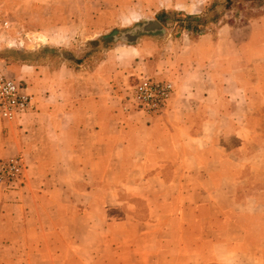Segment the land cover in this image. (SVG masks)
<instances>
[{"label": "crops", "instance_id": "0c3cea01", "mask_svg": "<svg viewBox=\"0 0 264 264\" xmlns=\"http://www.w3.org/2000/svg\"><path fill=\"white\" fill-rule=\"evenodd\" d=\"M210 1L31 2L37 46L82 59L0 58L34 97L0 118V160L23 163L0 191V264H264V13L196 37L112 33ZM146 75L175 84L161 114L128 105Z\"/></svg>", "mask_w": 264, "mask_h": 264}, {"label": "rangeland", "instance_id": "374dc122", "mask_svg": "<svg viewBox=\"0 0 264 264\" xmlns=\"http://www.w3.org/2000/svg\"><path fill=\"white\" fill-rule=\"evenodd\" d=\"M32 1L33 0H0V14L3 16V19L8 21L7 26L0 25V58L7 61L20 59L50 60L54 63L59 62L61 57L63 59H82L76 58L74 52L71 50L49 46H37L35 43L36 41L33 40V34L30 33L32 37L29 35V32L35 29L33 24L37 23L36 20L31 22L28 16V10L31 7ZM127 13L137 14L139 12L129 10ZM261 13H264V0H211L206 5L202 14L185 15L181 12L171 11L166 13V17L161 15V17H155L154 19L159 20V22L161 21L162 23H160L162 26L168 28L172 36H179L185 29L190 28L194 31L190 33V35L196 37L204 30L214 31L219 24L225 21L242 24L253 16ZM146 19L147 18L132 16L130 14L126 18L116 19L119 25L116 26L112 33H120L125 30L133 29L138 24H142ZM160 33L161 32H159V34ZM165 34L166 31L162 33V35ZM147 35H158V33H148ZM30 38H32V43H35V46L29 48L31 45L30 43L27 44L26 40L29 41ZM100 40H95L91 44L92 47L89 44L81 45L82 54L85 56L88 52L103 51L111 44V41L101 39V37ZM89 46L90 50L87 49ZM6 75L12 77L10 74ZM21 185L22 182L14 187H7L8 185L1 184L0 191L16 189Z\"/></svg>", "mask_w": 264, "mask_h": 264}, {"label": "built area", "instance_id": "2783aa9c", "mask_svg": "<svg viewBox=\"0 0 264 264\" xmlns=\"http://www.w3.org/2000/svg\"><path fill=\"white\" fill-rule=\"evenodd\" d=\"M0 25L7 26L8 21L0 14ZM175 90L171 79H158L153 76L136 78L129 90L128 105L154 116L161 114L167 107ZM34 106V97L27 85L20 80L0 72V118L13 120ZM23 165L19 156L0 160L1 184L14 187L22 182Z\"/></svg>", "mask_w": 264, "mask_h": 264}, {"label": "water", "instance_id": "95a60500", "mask_svg": "<svg viewBox=\"0 0 264 264\" xmlns=\"http://www.w3.org/2000/svg\"><path fill=\"white\" fill-rule=\"evenodd\" d=\"M164 27L157 19H146L142 24H138L133 29L120 32V39L128 43H134L143 34H156L163 31ZM117 38V37H116ZM115 38V39H116Z\"/></svg>", "mask_w": 264, "mask_h": 264}]
</instances>
